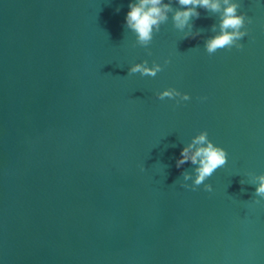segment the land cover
<instances>
[{"label": "water", "instance_id": "95a60500", "mask_svg": "<svg viewBox=\"0 0 264 264\" xmlns=\"http://www.w3.org/2000/svg\"><path fill=\"white\" fill-rule=\"evenodd\" d=\"M130 2L0 0V264H264V0H237L243 48L212 55L219 13L188 38L169 13L149 55ZM144 60L163 70L128 74ZM201 131L228 154L212 192L176 167Z\"/></svg>", "mask_w": 264, "mask_h": 264}, {"label": "clouds", "instance_id": "9594fccd", "mask_svg": "<svg viewBox=\"0 0 264 264\" xmlns=\"http://www.w3.org/2000/svg\"><path fill=\"white\" fill-rule=\"evenodd\" d=\"M176 3L179 7L173 8L171 2L165 3L164 0H133L129 3L130 10L125 18V26L135 33L136 44L144 47L149 55H151V51L148 46L153 40L154 32H159L160 26L168 21L169 13L172 14L171 19L176 29L181 31L188 29L184 38L199 35L202 30L193 32V24L191 23L193 18L200 17V12L197 11L198 7L207 12L219 13V31L217 32V25L214 24L211 31L216 34L207 38L204 43V48L209 55L216 53L219 49L230 50L233 46L237 49L243 48V45L238 41L248 34L245 25L246 22L251 23V19L247 18L246 13L238 14L240 4L237 0H176ZM169 63L170 60L165 59L164 65ZM162 70V65L155 60L152 61L151 67L148 66V60H144L132 65L128 74L139 73L142 76L155 77ZM157 97L160 100L175 99L177 104L190 99L187 93L182 94L174 88L158 92ZM227 157L226 150L215 145L208 138L207 131L199 132L190 143L183 147L180 157L176 160L177 168L189 161L195 166L191 173L187 170L182 173L185 183H182L181 186L195 191L203 184L205 191L212 192V185L205 184L204 181L212 176L218 168L226 164ZM141 170L143 171L144 168L142 167ZM249 175L251 177L250 184L255 185V196L264 199V174ZM189 180L192 181L191 184L186 183ZM240 183L243 185L245 182L241 180ZM255 202L259 204L260 200Z\"/></svg>", "mask_w": 264, "mask_h": 264}]
</instances>
